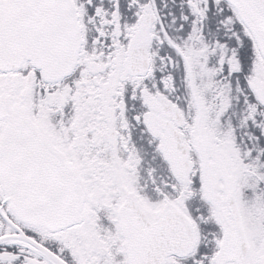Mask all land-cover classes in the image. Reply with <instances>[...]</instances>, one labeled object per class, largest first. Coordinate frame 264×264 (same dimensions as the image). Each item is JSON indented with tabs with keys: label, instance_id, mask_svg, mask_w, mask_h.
<instances>
[{
	"label": "snow or ice",
	"instance_id": "6c2138e0",
	"mask_svg": "<svg viewBox=\"0 0 264 264\" xmlns=\"http://www.w3.org/2000/svg\"><path fill=\"white\" fill-rule=\"evenodd\" d=\"M0 264H264V0H0Z\"/></svg>",
	"mask_w": 264,
	"mask_h": 264
}]
</instances>
